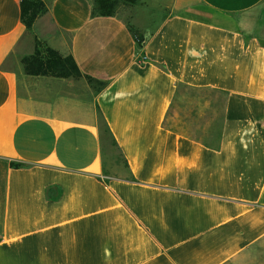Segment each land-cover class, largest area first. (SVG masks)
Wrapping results in <instances>:
<instances>
[{
    "label": "crops",
    "instance_id": "crops-1",
    "mask_svg": "<svg viewBox=\"0 0 264 264\" xmlns=\"http://www.w3.org/2000/svg\"><path fill=\"white\" fill-rule=\"evenodd\" d=\"M262 6L0 0V264H264ZM37 40L83 76L29 73Z\"/></svg>",
    "mask_w": 264,
    "mask_h": 264
},
{
    "label": "trees",
    "instance_id": "trees-1",
    "mask_svg": "<svg viewBox=\"0 0 264 264\" xmlns=\"http://www.w3.org/2000/svg\"><path fill=\"white\" fill-rule=\"evenodd\" d=\"M134 4L137 0H125ZM119 0H94L95 11L100 15L110 16L116 12ZM23 22L31 28L36 18L45 12L44 0H21ZM140 38V37H139ZM29 73L54 77L80 78L83 73L72 55L64 56L41 40L36 41L35 55L24 58ZM102 87L103 83L98 82ZM104 121V120H101ZM107 128V124L104 121Z\"/></svg>",
    "mask_w": 264,
    "mask_h": 264
},
{
    "label": "rangeland",
    "instance_id": "rangeland-1",
    "mask_svg": "<svg viewBox=\"0 0 264 264\" xmlns=\"http://www.w3.org/2000/svg\"><path fill=\"white\" fill-rule=\"evenodd\" d=\"M46 5L48 3V0H44ZM129 5V3H126L125 0H119V3L116 7V11L118 9H122L124 6ZM252 21L256 24H260L259 27L260 29L262 28L261 24H263L264 22V6L260 7L259 9H257L256 11H254V13L252 14ZM260 29H258L257 31H260ZM256 31V30H255ZM95 87L100 88V84L97 83L95 84ZM101 127V134L103 136V144H104V153H105V162L107 167H110L108 169H119V167H123V163L120 161L121 160V153L114 141V139L112 138V135L109 133V131L106 129V125L104 123V121H101L100 124ZM119 165V166H118ZM117 168H116V167ZM115 167V168H113Z\"/></svg>",
    "mask_w": 264,
    "mask_h": 264
}]
</instances>
